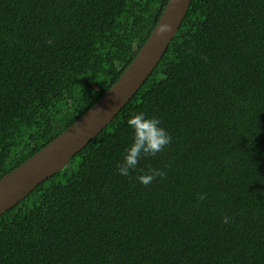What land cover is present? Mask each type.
Listing matches in <instances>:
<instances>
[{
	"label": "trees",
	"instance_id": "trees-1",
	"mask_svg": "<svg viewBox=\"0 0 264 264\" xmlns=\"http://www.w3.org/2000/svg\"><path fill=\"white\" fill-rule=\"evenodd\" d=\"M168 1L0 0V178L105 94ZM139 112L172 141L124 177ZM0 264H264V0H192L113 120L0 215Z\"/></svg>",
	"mask_w": 264,
	"mask_h": 264
},
{
	"label": "water",
	"instance_id": "water-1",
	"mask_svg": "<svg viewBox=\"0 0 264 264\" xmlns=\"http://www.w3.org/2000/svg\"><path fill=\"white\" fill-rule=\"evenodd\" d=\"M192 0H169L157 24L116 82L80 118L0 178V215L62 170L134 96L178 32Z\"/></svg>",
	"mask_w": 264,
	"mask_h": 264
},
{
	"label": "clouds",
	"instance_id": "clouds-1",
	"mask_svg": "<svg viewBox=\"0 0 264 264\" xmlns=\"http://www.w3.org/2000/svg\"><path fill=\"white\" fill-rule=\"evenodd\" d=\"M126 123L132 132V142L125 148L123 158L116 168L118 174L124 177L129 176L130 170L136 168L142 156H156L172 141L171 134L157 117L139 112L131 115ZM164 175L161 169H151L136 179L139 183L148 185L156 177L162 178ZM199 198L204 199V195L201 194ZM222 221L228 223L229 217L225 215Z\"/></svg>",
	"mask_w": 264,
	"mask_h": 264
}]
</instances>
